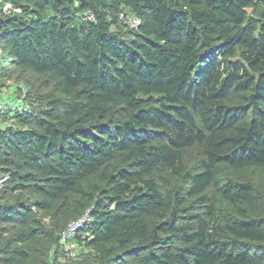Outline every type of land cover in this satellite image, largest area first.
Listing matches in <instances>:
<instances>
[{
	"label": "trees",
	"instance_id": "obj_1",
	"mask_svg": "<svg viewBox=\"0 0 264 264\" xmlns=\"http://www.w3.org/2000/svg\"><path fill=\"white\" fill-rule=\"evenodd\" d=\"M0 107V264H264V0H0Z\"/></svg>",
	"mask_w": 264,
	"mask_h": 264
},
{
	"label": "built area",
	"instance_id": "obj_2",
	"mask_svg": "<svg viewBox=\"0 0 264 264\" xmlns=\"http://www.w3.org/2000/svg\"><path fill=\"white\" fill-rule=\"evenodd\" d=\"M2 10L5 13H9L11 11L10 8H9V6H7V5L4 6ZM13 12H19V10H13ZM85 19L88 20V21H91V20H93V17L91 15H87L85 17ZM118 19H119V21H121V23L125 27H128L130 30H136V29H138L139 24H140L139 23V20L136 17H134L132 15H125L124 13L118 14ZM0 109H1V107H0ZM4 180L5 179L1 180L0 183H2ZM77 226H78L77 223L71 225L69 227L67 233H65L64 237L66 238L71 232H73L76 229Z\"/></svg>",
	"mask_w": 264,
	"mask_h": 264
}]
</instances>
